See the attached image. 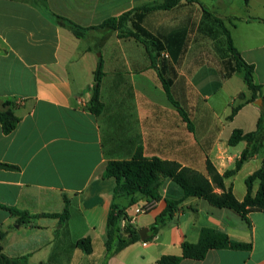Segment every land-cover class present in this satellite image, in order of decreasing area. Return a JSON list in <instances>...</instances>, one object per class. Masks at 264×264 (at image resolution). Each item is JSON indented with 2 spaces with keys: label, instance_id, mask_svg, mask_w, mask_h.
Masks as SVG:
<instances>
[{
  "label": "crops",
  "instance_id": "1",
  "mask_svg": "<svg viewBox=\"0 0 264 264\" xmlns=\"http://www.w3.org/2000/svg\"><path fill=\"white\" fill-rule=\"evenodd\" d=\"M160 1L0 0V107L16 102L20 118L9 135L0 125V163L17 168H0V229L5 234L0 246L8 257L25 258L29 264H158L163 256H182L184 243L200 245L204 231H213L251 248L211 249L203 260L180 264H264V212L251 211L243 218L217 209L203 199L186 198L171 179L164 182L160 200L139 196L131 203V197L116 196V180L105 177L110 162L131 161L140 149L146 159L175 162L204 176L209 160L224 175L249 148L253 157L224 180L225 190L243 202L246 179L263 165L264 136L235 147L229 139L235 130L255 132L264 112V0L183 1L174 9L148 13L142 27L166 52V59H159L160 51L153 49L154 61L134 39L101 29L78 39L52 17L93 28ZM215 17L230 31L243 60L255 67L254 82L262 87V97L231 121L230 107L232 112L252 95L247 87L236 91L222 110L213 101L236 76L244 80V73L228 76L222 65L229 58H221L218 47L230 55ZM100 59L104 111L95 116L88 107ZM202 70L193 89L194 74ZM160 75L172 81L171 94L194 130L168 100ZM194 92L205 106H198ZM195 111L199 123L193 121ZM258 189L256 182L253 197ZM167 200L181 203L174 218L149 240ZM114 206L127 216L122 227L132 226L139 237L146 230L148 237L106 259ZM136 208L148 211L136 216ZM82 239L91 241L90 254L77 247ZM117 246L115 242L113 249Z\"/></svg>",
  "mask_w": 264,
  "mask_h": 264
},
{
  "label": "trees",
  "instance_id": "2",
  "mask_svg": "<svg viewBox=\"0 0 264 264\" xmlns=\"http://www.w3.org/2000/svg\"><path fill=\"white\" fill-rule=\"evenodd\" d=\"M183 1L198 2V0H161L153 4L139 7L133 11L127 12L118 18H111L106 20L103 24L93 28H84L75 24L74 22L52 14L55 21L62 27L68 29L78 39H83L86 33L90 30H106L117 32L120 39H134L136 42L145 46L150 54L152 61H154L153 49L155 51H162V44L150 35L143 27L142 23L145 16L154 11H168L178 7ZM249 1V0H246ZM209 15H211L209 13ZM215 20L220 24L224 31L227 40V49L230 55L229 61L226 64L227 75L234 73H244V82L252 97L250 100L239 104L232 109L228 120L231 121L237 113L247 104L253 103L259 97H262V87L256 85L254 82L255 67L246 63L241 57L240 53L234 46L231 33L225 28L221 19L215 17ZM130 25V26H129ZM104 73V63L100 59L97 69L94 73L93 97L90 100L88 110L91 114L99 116L104 111V104L101 102L100 90ZM164 90L168 100L181 113L188 128L194 130V125L189 119L187 113L181 108L180 104L173 98L171 94L172 81L160 75ZM240 100L245 99V94L239 95ZM264 100V99H263ZM17 108L16 102L8 101L0 107V125L4 134L9 135L14 132L20 122L15 111ZM261 136H264V112H262L257 124L255 132L244 134L242 131L235 130L230 139L229 146L235 147L241 142H247L249 145L257 141ZM253 157V152L248 148L243 151L236 162L235 168L227 171L224 175H220L213 164L208 160L206 164L208 176H204L197 171L183 168L180 164L175 162L162 161L160 159H146L143 157L140 149L136 156L131 161L110 162L105 171V177L114 178L117 182L115 190L116 196L131 197V203L135 202V197H143L158 201L161 198L160 190L166 180H173L177 183L185 193V197H196L207 201L211 206L217 209H230L241 214L244 218L251 211L264 212V161L262 167L252 176L246 179L247 196L243 202H239L232 191H226L224 180L237 174L243 165ZM0 168L7 170L17 169L14 166L1 164ZM259 183V189L256 197L251 195L254 184ZM222 190L221 194L216 190ZM181 201L167 200V208L165 212L158 217L154 227L152 228V235L149 240H152L160 230L174 218ZM12 214L27 216L26 213L21 214L16 210L10 209ZM68 216V207L66 206L63 215ZM127 221L125 211L114 206L108 217V238L106 242V259L140 241L138 233L132 226L122 227L121 223ZM127 232L132 237L123 240L120 235ZM5 234L0 229V242L4 239ZM118 242L116 249H113V244ZM77 247L87 254L92 252L91 241L89 239H82L78 241ZM231 247L236 250L250 249L251 246L230 242L226 235L215 233L213 231H204L200 245H192L184 243L182 256H163L158 264H180L185 259L203 260L211 249ZM0 264H29L25 258H10L4 254L0 246Z\"/></svg>",
  "mask_w": 264,
  "mask_h": 264
},
{
  "label": "rangeland",
  "instance_id": "3",
  "mask_svg": "<svg viewBox=\"0 0 264 264\" xmlns=\"http://www.w3.org/2000/svg\"><path fill=\"white\" fill-rule=\"evenodd\" d=\"M165 54H166V52H164V51H160V52H158L157 53V58H159V59H162V58H164V59H166V57H165ZM218 54H219V56L221 57V58H223L224 60L226 59V58H229V56L227 55V50L226 49H222L221 50V48L220 47H218ZM229 61V59H226V61H224V63L222 64V65H224V69L226 70V64H227V62ZM203 71V72H202ZM200 73H196V74H194V78H193V85H194V87H193V89H195V85H199V81H198V79L199 78H201L202 76H203V74H204V72L206 71V70H202ZM198 82V83H197ZM243 89H246V84H245V82H244V80L241 78V76H236L235 77V79H233V81H231V83L226 87V89H225V91H224V93L226 94V95H224V93L221 95V94H217L215 97H214V99H213V101H215V103L216 104H218L217 106H218V108L220 109V110H222L223 108H225V103H226V101H231V99L232 98H229V99H227V96H232L233 95V93H235L236 91H241V90H243ZM244 92H248L247 90L246 91H244ZM221 93V92H220ZM248 95H249V93H247ZM194 95H195V100L198 102V106H205V104L203 103V101L199 98V96L194 92ZM218 101H219V103H218ZM239 101H242V100H239ZM239 101L237 100L236 101V104L238 105V103H239ZM231 113V107H230V109H229V114ZM193 116V121H194V119H195V121L197 122V123H199L198 121V114L196 113V111L192 114ZM234 212V211H233ZM236 213V212H235ZM238 214V213H237ZM241 217H243L241 214H239ZM244 218V217H243Z\"/></svg>",
  "mask_w": 264,
  "mask_h": 264
},
{
  "label": "water",
  "instance_id": "4",
  "mask_svg": "<svg viewBox=\"0 0 264 264\" xmlns=\"http://www.w3.org/2000/svg\"><path fill=\"white\" fill-rule=\"evenodd\" d=\"M259 103H260V102H259ZM256 105H258V104L256 103ZM144 233H147V231L145 230V231L140 232V237H141L142 240H146L147 237H148V236H147L146 234H144ZM120 237H121L123 240H126L127 238H131L132 235H129L127 232H123V233L120 235Z\"/></svg>",
  "mask_w": 264,
  "mask_h": 264
},
{
  "label": "built area",
  "instance_id": "5",
  "mask_svg": "<svg viewBox=\"0 0 264 264\" xmlns=\"http://www.w3.org/2000/svg\"><path fill=\"white\" fill-rule=\"evenodd\" d=\"M148 211V209L147 208H136V210H135V214H136V216L137 215H141V214H143V213H145V212H147Z\"/></svg>",
  "mask_w": 264,
  "mask_h": 264
}]
</instances>
